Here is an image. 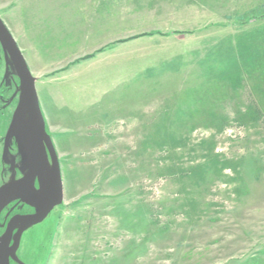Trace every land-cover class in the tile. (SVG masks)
<instances>
[{
  "label": "rangeland",
  "instance_id": "obj_1",
  "mask_svg": "<svg viewBox=\"0 0 264 264\" xmlns=\"http://www.w3.org/2000/svg\"><path fill=\"white\" fill-rule=\"evenodd\" d=\"M0 16L65 192L23 262L264 264V0H0Z\"/></svg>",
  "mask_w": 264,
  "mask_h": 264
},
{
  "label": "water",
  "instance_id": "obj_2",
  "mask_svg": "<svg viewBox=\"0 0 264 264\" xmlns=\"http://www.w3.org/2000/svg\"><path fill=\"white\" fill-rule=\"evenodd\" d=\"M0 40L11 56L21 79L20 101L9 130L11 138L16 137L23 157V171L26 174L17 184L0 189V213L10 199H21L35 207L32 216L14 217L3 236H0V264H26L17 252L24 232L42 223L47 216L64 203L65 192L59 154L52 136L47 131L46 119L40 104L37 81L26 62L22 50L0 16ZM39 181L40 190L35 188ZM30 195L34 196L33 198ZM18 229L15 242L11 245L13 232Z\"/></svg>",
  "mask_w": 264,
  "mask_h": 264
},
{
  "label": "flooded vegetation",
  "instance_id": "obj_3",
  "mask_svg": "<svg viewBox=\"0 0 264 264\" xmlns=\"http://www.w3.org/2000/svg\"><path fill=\"white\" fill-rule=\"evenodd\" d=\"M21 79L15 69L11 56L0 40V189L21 182L25 177L23 171V157L16 137L9 136V130L14 114L20 101ZM49 133V131H48ZM50 134V133H49ZM35 188L40 190L39 181L36 180ZM30 197H34L30 195ZM56 209V208H55ZM55 209L40 224L35 225L23 233L20 248L17 252L20 259V249L26 235L38 227L47 224ZM37 209L24 203L21 199H10L0 213V236H3L11 220L16 216H32ZM18 229L13 232L11 245L15 242ZM11 264H17L11 261Z\"/></svg>",
  "mask_w": 264,
  "mask_h": 264
},
{
  "label": "crops",
  "instance_id": "obj_4",
  "mask_svg": "<svg viewBox=\"0 0 264 264\" xmlns=\"http://www.w3.org/2000/svg\"><path fill=\"white\" fill-rule=\"evenodd\" d=\"M39 80V78H38ZM94 113H90V114H86V119H84L83 117H78V132L79 133H87L90 134L92 133V131L94 130V126L97 125V122L94 120ZM81 119V120H80ZM94 120V121H93ZM90 138V137H89ZM88 145H86V143H82V144H78V151L79 148H86ZM91 146V145H90ZM90 148V147H89ZM88 149V147H87Z\"/></svg>",
  "mask_w": 264,
  "mask_h": 264
},
{
  "label": "trees",
  "instance_id": "obj_5",
  "mask_svg": "<svg viewBox=\"0 0 264 264\" xmlns=\"http://www.w3.org/2000/svg\"><path fill=\"white\" fill-rule=\"evenodd\" d=\"M155 34V33H154ZM154 34H150V35H154ZM103 50H99L97 53H101ZM95 56V54L94 55H89V56H87V57H85L84 59H91V58H93ZM260 59L262 60V59H264V55H259V56H256L255 57V63H256V65H258V62L260 61Z\"/></svg>",
  "mask_w": 264,
  "mask_h": 264
}]
</instances>
